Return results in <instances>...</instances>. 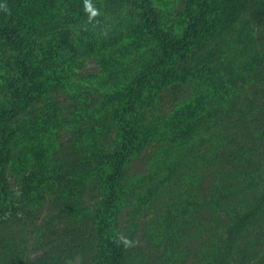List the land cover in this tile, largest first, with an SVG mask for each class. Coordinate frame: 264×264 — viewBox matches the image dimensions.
Listing matches in <instances>:
<instances>
[{
  "label": "rangeland",
  "instance_id": "rangeland-1",
  "mask_svg": "<svg viewBox=\"0 0 264 264\" xmlns=\"http://www.w3.org/2000/svg\"><path fill=\"white\" fill-rule=\"evenodd\" d=\"M82 1L79 11L74 1L0 0V30L16 23L17 38L47 49L33 95L6 124L0 264H94L110 202L122 264H213L231 208L260 195L249 174L264 176L252 128L264 112V0H197L203 26L175 46L167 38L188 30L197 1L152 0L169 20L160 34L142 9L124 19L120 0ZM88 21L71 54L67 40ZM124 121L136 135L111 171V196L105 161L120 152ZM234 238L220 264H264V214Z\"/></svg>",
  "mask_w": 264,
  "mask_h": 264
},
{
  "label": "trees",
  "instance_id": "trees-1",
  "mask_svg": "<svg viewBox=\"0 0 264 264\" xmlns=\"http://www.w3.org/2000/svg\"><path fill=\"white\" fill-rule=\"evenodd\" d=\"M67 3L75 2L76 8L80 11L82 6L85 3L80 0L81 2H76L75 0H65ZM112 1V0H110ZM115 1V0H114ZM117 6L120 9V13L122 17L128 18L133 16L137 10L142 9V14L146 17V22L150 26L160 27V30H156V33L160 34L161 24L165 21L166 23L169 20H166V13L164 10H158L156 12L153 11L151 6L152 0H120ZM195 2L197 0H194ZM227 0L226 2H228ZM193 2V0H192ZM72 5V4H71ZM189 7V6H187ZM125 9V11H123ZM114 12L111 10L110 13ZM108 12V13H109ZM188 13L185 14V24L188 27V30H185V33L180 34L179 36H168L167 38L168 43L170 46H175L178 42L184 39H190L193 41L198 33V27H202L205 21L204 17V8L203 4L196 2L193 7H189L187 10ZM106 14H100L95 16L96 23H102L103 25L107 22ZM124 15V16H123ZM76 17V16H75ZM94 19V18H93ZM91 21V19L89 20ZM89 21L87 25L79 30V37L76 41H70L73 45H69V41L64 48L67 50H71V54L75 51V47L81 42L83 37L82 34H85L90 27ZM175 20L171 22L170 26H175ZM109 25V24H108ZM20 26L16 23L9 24L6 28L0 30V167L2 162H4L9 157L8 151L5 149V142L7 139L6 136V124L8 120H10L25 104V102L30 98L31 95L34 93V76H35V60L40 57L38 55V50H47L45 47H42L41 42H36L34 39H30L23 34L21 37L17 38L15 35L17 32L20 31ZM190 34V35H189ZM184 41V40H183ZM186 42V41H185ZM184 42V43H185ZM82 43V42H81ZM2 45L7 46V48L3 49ZM186 45V44H185ZM63 48L62 44L59 45ZM42 52V51H41ZM46 52V51H44ZM56 53V52H55ZM51 54V53H50ZM49 56V55H48ZM58 57V56H57ZM61 57V56H60ZM69 59L72 57L69 56ZM60 59V58H59ZM58 61V60H55ZM114 74H111L110 79L114 78ZM134 88H132L131 93L133 94ZM142 92V89H136L137 95ZM257 118L255 119V124H252V128L255 130V134L260 139H264V112L259 115L256 114ZM258 119V120H257ZM123 132H122V141L120 142V152L115 157H108L109 159L105 161V166L108 170V174H106L105 179L108 183L110 190L109 193L113 196V184L110 182L111 171L114 167L116 173L119 172L121 163L124 161L126 153L128 152L130 142L133 137L136 135V129L129 124V122L124 121L122 122ZM130 140V141H129ZM249 161V159H248ZM250 162V161H249ZM250 165H252L250 163ZM252 172L249 174V180L251 181L250 186H257L259 184L260 195L253 201H243L239 203H235V205L231 208V210L236 209L237 213H231L225 222L223 223L224 231L226 232V237L223 242L224 250L217 254V256L213 260V264H220L224 262L232 254L233 244L236 238V234L243 229L245 225H247L251 220L254 219L256 214H264V176L262 180H258L257 175ZM256 179L257 181H255ZM248 180V181H249ZM4 181L3 172L0 170V184ZM253 181V184H252ZM258 182V184H257ZM249 187V186H248ZM9 195V192L5 191V186L3 185L0 188V218L2 217L3 213L7 209V206L1 205L4 204V197ZM113 201V200H110ZM113 202L107 203L104 206V212L107 210L109 212V218L106 219L108 221L102 222V231L100 232L99 242H98V252H97V260L94 264H122V259L124 257V245L123 242L120 241L115 234H113V227L116 226L117 220L113 217L116 215V212L113 210ZM230 209L226 210L227 214ZM230 210V211H231ZM111 216V218H110Z\"/></svg>",
  "mask_w": 264,
  "mask_h": 264
}]
</instances>
